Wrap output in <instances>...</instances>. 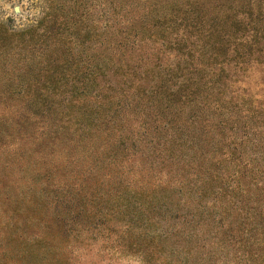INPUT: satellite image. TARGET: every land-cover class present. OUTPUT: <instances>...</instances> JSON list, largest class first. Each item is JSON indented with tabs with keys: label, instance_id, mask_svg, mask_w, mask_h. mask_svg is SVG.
<instances>
[{
	"label": "trees",
	"instance_id": "obj_1",
	"mask_svg": "<svg viewBox=\"0 0 264 264\" xmlns=\"http://www.w3.org/2000/svg\"><path fill=\"white\" fill-rule=\"evenodd\" d=\"M75 7L73 1L68 10V38L72 39L68 48L59 43L67 20L57 22L59 15L54 11L46 13L36 26L22 31L12 32L0 25V56L26 57L28 63L22 62L26 73L30 76L36 73L16 89L19 99L27 103L23 108L26 118L50 120L52 126L63 129L64 122L72 123L74 131L79 127L87 136L92 130L97 131L92 136L99 140L95 143L101 152L94 150L96 154L88 155L104 156L109 174L104 177L106 182L101 181L105 191L89 194L99 201L117 203L119 218L144 222L135 228L153 227L160 221V207L165 205L169 221L180 234L196 237L213 227L214 246H225L220 235L241 252L251 242L260 246L257 256L250 254L251 261L257 257L264 264V121H259L264 118L263 108L250 105L247 114L239 115L242 134L232 132L231 124L227 129L230 135L226 136L225 122L218 120L216 129L221 132L210 129L217 137L210 150L200 139L191 146L187 145L191 138L181 140L182 124L177 117L181 108V114L184 109L193 112L204 109L217 118L224 109L243 103L230 95L228 83L231 75L246 69L247 64L264 65V0H248L247 4L235 9L224 7L212 15H207L198 3L188 4L174 17L154 25L157 34L150 35L152 28L140 32H146L148 41L155 39L176 56L173 67L160 68L158 64L149 67L147 63L138 71L126 62L119 64L118 71L111 75L107 73L108 61L100 83L93 71L95 66L90 67L93 57L82 49L87 36L80 34ZM109 10L114 11L108 6L104 13ZM173 20L179 21L177 30ZM170 27L168 32L166 28ZM130 32L133 36L139 33H133L132 29ZM122 43L115 47L124 52ZM57 47L62 48L53 49ZM50 49L59 52L55 54ZM38 51L45 58L44 64L34 61ZM112 77L123 81L114 87L109 79ZM147 81L148 87L144 86ZM125 93H130L129 104L125 102ZM137 99L149 106L156 104L149 108H171L172 115L169 118L163 115L165 122L159 114L150 121L142 116L133 131L128 117L133 114L130 109ZM144 112L145 109L138 113ZM195 122L192 117L190 123ZM200 131L203 132L202 126ZM202 134L207 137L208 133ZM254 149H259L257 155L251 153ZM135 158L141 164L135 168L131 162L127 166ZM156 174L158 178H154ZM87 193L81 189L75 196L85 197ZM171 204L173 210L168 207ZM156 237L146 242L151 253L147 254L148 260L154 251L159 252L160 239ZM236 254V260H241Z\"/></svg>",
	"mask_w": 264,
	"mask_h": 264
},
{
	"label": "rangeland",
	"instance_id": "obj_2",
	"mask_svg": "<svg viewBox=\"0 0 264 264\" xmlns=\"http://www.w3.org/2000/svg\"><path fill=\"white\" fill-rule=\"evenodd\" d=\"M73 1L77 5L74 17L79 21L80 34L87 36L82 49L93 57L90 67L95 66L93 71L97 73L99 83L108 61L107 73L111 75L118 71L119 64L126 62L138 71H142L147 63L149 67L151 64H158L160 68L173 67L176 56L155 39L148 41L147 33H140L143 28H152L150 35L157 34L154 25L174 17L191 3H198L207 15L224 7L235 9L248 3V0H0V25L7 26L12 32L22 31L36 26L46 13L54 11L59 15L57 22L67 20L66 31L59 43L68 48V41L72 40L68 38V10ZM108 6L114 9L113 13L110 10L104 13ZM173 21L176 22L174 30H177L179 21ZM131 29L140 34L133 36ZM166 30L170 32L171 27ZM118 42H124L121 45L124 52L115 47ZM59 48L62 47L53 49ZM53 49L50 51L59 52ZM44 59L38 51L34 61L44 64ZM22 62L27 64L28 58L0 56V264H263L257 257L251 261L250 254L257 256L260 249L251 242L241 252L220 235L225 246H214L212 238L216 229L213 227L203 234L199 232L196 237L180 234L169 221L165 205L160 207V221L153 227L135 228L144 222L121 219L116 214L117 203L91 197L90 192L105 191L101 181L106 182L104 177L109 174L104 156L88 155L100 151L95 143L99 140L92 136V132L97 131L92 130L87 136L79 127L74 131L70 127L74 126L72 123L64 122L63 129L59 125L52 126L50 120L33 119L32 116L27 119L23 113L27 103L19 99L16 89L36 73L27 74ZM109 79L114 82V87L123 81L115 77ZM148 81L144 86H150ZM228 85L230 95L237 96L243 103L237 108L224 109L221 117L216 118L204 109L196 112L184 109L182 114L181 108L178 109L181 140H192L187 141L188 146L198 139L206 150L215 146L217 137L210 129L217 128L218 120L225 122L226 136L230 135L227 129L231 124L232 132L242 134L238 126L239 115L247 114L250 105L263 108L264 114L263 64H247L246 69L231 75ZM125 97L126 104L131 103L130 93H125ZM155 105L149 106L137 99L130 109L133 114L128 117L133 131L142 116L150 121L153 115L159 114L165 122L164 116L172 115L171 108H149ZM143 109L144 113H138ZM192 117L195 123H190ZM208 120L212 121L207 123ZM204 132L208 133L207 137L202 134ZM216 132L221 131L216 129ZM257 150L251 153L257 155ZM131 162L135 168L141 164L135 158L130 159L127 166ZM114 171L112 167L111 172ZM158 177V174L154 176ZM95 182L96 185L92 184ZM81 189H86L87 195L75 196ZM174 200L172 197V204ZM172 204L168 207L173 210ZM97 208L102 209L97 212ZM103 220H106L105 224L99 225ZM156 236L160 239L159 252L154 251L152 259L148 260L147 254L151 253L146 242ZM235 253L241 260H236Z\"/></svg>",
	"mask_w": 264,
	"mask_h": 264
}]
</instances>
